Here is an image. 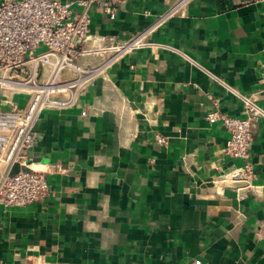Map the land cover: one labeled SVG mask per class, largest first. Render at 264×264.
<instances>
[{
    "label": "crops",
    "instance_id": "crops-1",
    "mask_svg": "<svg viewBox=\"0 0 264 264\" xmlns=\"http://www.w3.org/2000/svg\"><path fill=\"white\" fill-rule=\"evenodd\" d=\"M178 1L118 0L114 20L86 7L92 35L145 45L80 57L94 75L54 96L70 107L42 112L27 155L49 193L0 206V264H264V119L239 198L211 184L243 163L206 120L215 105L242 118L239 95L264 110V0H187L158 23ZM27 98L0 87L1 110Z\"/></svg>",
    "mask_w": 264,
    "mask_h": 264
},
{
    "label": "built area",
    "instance_id": "built-area-1",
    "mask_svg": "<svg viewBox=\"0 0 264 264\" xmlns=\"http://www.w3.org/2000/svg\"><path fill=\"white\" fill-rule=\"evenodd\" d=\"M187 0H179L172 9L158 18V23L173 15ZM118 0H0V87L24 91L28 98L21 107L0 109V206L24 207L43 200L49 193L44 174L33 170L27 151L36 140L35 125L43 111L62 110L70 107L72 98L61 100L54 96L70 89L74 83L91 78L95 70L78 62L85 54L96 51H114L123 56L145 44L138 38L116 44L112 39L90 33V16L85 11L92 6L109 20H114L118 11ZM76 4L84 7L75 11ZM156 23V25L158 24ZM90 49H84L85 43ZM102 42H106L100 48ZM39 50H42L39 52ZM64 71L76 74L75 81L61 84ZM43 75L40 78V75ZM242 102V118L224 114L214 107L206 115L212 124L219 122L228 138L224 154L243 164L211 181L222 193V187L232 189L236 197L244 195L254 176L249 163L252 145L251 124L264 119V110L247 97L239 95ZM216 104V101H214ZM159 144L166 139L155 136ZM16 165L14 173L10 172ZM230 184V185H229ZM231 184H237L238 187ZM195 261V264H199Z\"/></svg>",
    "mask_w": 264,
    "mask_h": 264
},
{
    "label": "rangeland",
    "instance_id": "rangeland-1",
    "mask_svg": "<svg viewBox=\"0 0 264 264\" xmlns=\"http://www.w3.org/2000/svg\"><path fill=\"white\" fill-rule=\"evenodd\" d=\"M42 51V50H39V52Z\"/></svg>",
    "mask_w": 264,
    "mask_h": 264
},
{
    "label": "water",
    "instance_id": "water-1",
    "mask_svg": "<svg viewBox=\"0 0 264 264\" xmlns=\"http://www.w3.org/2000/svg\"><path fill=\"white\" fill-rule=\"evenodd\" d=\"M15 171H16V170H15ZM15 171H14V172H15ZM14 172H12V173H14Z\"/></svg>",
    "mask_w": 264,
    "mask_h": 264
}]
</instances>
